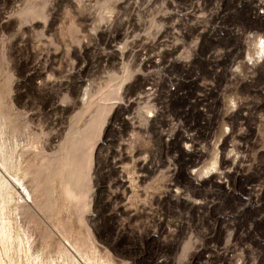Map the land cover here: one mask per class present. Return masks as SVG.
Here are the masks:
<instances>
[{"label":"rangeland","instance_id":"obj_1","mask_svg":"<svg viewBox=\"0 0 264 264\" xmlns=\"http://www.w3.org/2000/svg\"><path fill=\"white\" fill-rule=\"evenodd\" d=\"M260 39L264 0H0L25 264V230L48 260L264 264Z\"/></svg>","mask_w":264,"mask_h":264},{"label":"bare ground","instance_id":"obj_2","mask_svg":"<svg viewBox=\"0 0 264 264\" xmlns=\"http://www.w3.org/2000/svg\"><path fill=\"white\" fill-rule=\"evenodd\" d=\"M256 44L259 47L256 51L257 59H262L264 56V39L257 40ZM249 56L250 58L252 57L251 55ZM17 144L20 146L18 142ZM20 159L22 160V156L20 157L11 143L7 128L0 124V240L7 257L6 260L9 264H25L26 260V253L21 247L22 245L17 235V227L15 226V222H17L24 227L21 218V210L24 207V201L26 199L20 192L11 191L9 184L13 186L15 190L17 189L16 185L5 175V173H7L10 178L17 185H20L26 194L30 196L25 186L22 184L23 176H21L22 169L19 165ZM202 173L200 174L199 172V176H201ZM17 204L18 214L14 216ZM24 237L28 245L27 257L31 264H40V262L41 264H82L81 261L76 256L71 255L72 253L70 254V251L67 249L61 253V260L54 256L49 260L44 256H42V258L38 257V254L31 252L32 237L28 234L27 230L24 232ZM76 252L84 261L91 262L89 257L85 258L81 250L76 249Z\"/></svg>","mask_w":264,"mask_h":264}]
</instances>
